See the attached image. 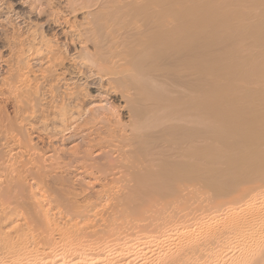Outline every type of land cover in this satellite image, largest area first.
<instances>
[{
    "label": "bare ground",
    "instance_id": "obj_1",
    "mask_svg": "<svg viewBox=\"0 0 264 264\" xmlns=\"http://www.w3.org/2000/svg\"><path fill=\"white\" fill-rule=\"evenodd\" d=\"M89 1L70 0L67 8L53 0L7 2L0 264H25L24 255L51 241L48 248L55 249L57 223L37 191L51 181L53 200L72 208L79 198L95 217L102 202H113L111 217L124 224L104 233L86 219L92 214L80 218L87 214L80 201L76 230L58 225L64 243L76 244L69 239L74 233L83 241L111 231L105 239H123L112 244L110 238L104 247L106 235L101 244L91 237L101 247L91 245L96 254L86 248L88 254L74 258L35 257V264H264V0ZM25 6L28 12L17 10ZM43 13L53 26L32 20ZM81 64L102 71L113 98L77 81ZM38 124L48 148L30 137ZM72 130L79 145L52 141ZM73 166L85 174L97 170L105 186L90 194L86 181L75 178L78 186L87 184L82 192H63L57 181L68 180ZM155 201L158 215H148ZM130 236L137 242L123 241Z\"/></svg>",
    "mask_w": 264,
    "mask_h": 264
},
{
    "label": "rangeland",
    "instance_id": "obj_2",
    "mask_svg": "<svg viewBox=\"0 0 264 264\" xmlns=\"http://www.w3.org/2000/svg\"><path fill=\"white\" fill-rule=\"evenodd\" d=\"M10 0H0V55H4V54H7V47H6V44L4 43V40L3 39H5V36H4V34H3V31H8V30H10V28H11V26L9 25H6L8 22L5 20L4 21V17H5V15H6V12H7V10H8V8H9V6H8V3L7 2H9ZM54 1V4H59V5H61V6H63V4L66 2V3H71L70 2V0H68L69 2H67V0H53ZM73 1V0H72ZM95 0H93V1H89V3H90V5L91 4H93V3H95L94 2ZM17 2H19V0H17ZM58 2V3H57ZM93 2V3H92ZM4 3V4H3ZM61 3V4H60ZM63 3V4H62ZM65 3V5L64 6H66L67 4ZM88 3V4H89ZM70 5V4H69ZM44 7V10H47V9H49V6H47V7H45L46 5H43ZM63 6V7H64ZM68 6V5H67ZM67 6H66V8H67ZM6 7V8H5ZM27 8L28 7H21V8H18L17 10L19 11V10H23L24 12H28V10H27ZM69 8V7H68ZM6 11V12H5ZM45 13H43V15L41 14L40 16H32L31 18H32V20H36L37 22L39 21V23H42V25L44 26V25H46V26H48V27H51V25L53 26L54 24H52V22H45L46 20H45V18L47 19L48 17H46L45 15H47V13L44 15ZM61 15V14H60ZM63 15V14H62ZM61 15V16H62ZM77 16L79 15V14H76ZM4 16V17H3ZM79 16H81V15H79ZM13 18V17H12ZM34 18V19H33ZM44 18V19H43ZM3 19V20H2ZM44 21V22H43ZM51 23V24H50ZM9 24V23H8ZM47 24H49V25H47ZM41 25V24H40ZM9 28V29H8ZM6 31V32H7ZM5 33V32H4ZM4 36V37H3ZM3 41V42H2ZM81 65H83V64H81ZM81 67V66H80ZM83 68H81V72H83V74L81 73V74H79L78 75V77L76 76V79L78 78L79 80H81V82H84L85 83V81H86V83L85 84H91V83H93L92 85L93 86H91V87H94V88H90L91 89V91L93 90V92L94 91H96V87H97V90H98V88H99V91L100 92H102V94H106V92H107V99L108 98H111L112 97V95L110 94V92L112 93L113 91L112 90H110V88H109V83L108 82H110L107 78H105L102 74L103 73H101L102 71H98V69L96 70L95 68H93L92 70H89L88 68H87V66L86 65H83L82 66ZM86 74V75H85ZM91 74V75H90ZM82 75V76H81ZM85 75V76H84ZM89 77H88V76ZM102 75V76H101ZM80 77V78H79ZM84 77L87 79H84ZM88 77V78H87ZM77 79V81H79ZM104 81H103V80ZM106 79V80H105ZM108 80V81H107ZM88 81H90L89 83H87ZM99 82H100V84H99ZM108 83V84H107ZM106 84V85H105ZM100 85V86H99ZM103 85V86H102ZM105 85V86H104ZM111 85V84H110ZM89 86V85H88ZM99 86V87H98ZM107 86H108V88H107ZM112 86V85H111ZM102 87V88H101ZM105 89H104V88ZM112 89V88H111ZM108 90V91H107ZM109 93V94H108ZM105 94H104V96H105ZM111 96V97H110ZM105 98H106V96H105ZM113 98V97H112ZM88 99V100H87ZM87 99H85L84 100V102H83V105H85V104H87V103H89V102H91V100H90V98H87ZM90 100V101H89ZM86 101H87V103H86ZM123 113H124V111H122ZM124 114H126V111H125V113ZM81 121L82 120H80V121H78V122H80L81 123ZM51 123V122H50ZM40 125H42V124H40ZM37 126L39 127V128H37ZM42 126H39V124L38 125H36L35 126V128H36V130L35 129H31L30 130V134H31V136L30 137H32V139L34 140V143L36 142V144L41 148V147H43V149H45V148H48V147H50L49 145L47 146V144H48V140H47V135H46V132H42L41 131V128ZM52 127V126H51ZM50 126H49V128H51ZM32 130H34V132H32ZM50 131H52V133H53V131H55L54 133H59V131H57L56 132V130H51V129H49ZM67 133V132H66ZM58 137H59V135H58ZM56 138V140L57 141H55V139L54 140H52L54 143L55 142H57L56 144H59V142H61V143H63L64 145H65V147L66 148H68V147H71L72 145H79V143H81L80 142V137H79V134H78V132H77V130L75 131V130H72V131H70L68 134H66L64 137H62V139H63V142L61 141L62 139H61V137H59V138ZM60 139V140H59ZM49 142H51L50 140H49ZM50 144V143H49ZM45 151V150H44ZM64 169L65 168H63V170L61 169V172H59L62 176H68V174L69 173H71V174H69L70 175V177H72L73 175V178H72V181H73V183H72V181H71V178H70V180H69V178H68V180H66V181H62V180H60L62 183L61 184H59V181H57L58 182V186L59 187H61L60 189H64V191L63 192H70L72 189H73V191H76V192H82L81 190L83 189V187L82 186H86L87 184L89 185H87L86 187H84V191L86 190V191H88L89 190V193L91 194V193H94L97 189H100L101 188V186L106 182L103 178H102V176H101V174H99V173H97V170H91V171H88L86 174H85V172L84 173H82V171H80L81 170V168L79 169V167L78 166H73V167H69V170L67 169V171H66V169H65V173H68V174H66V175H64V174H62V173H64L63 171H64ZM76 176V177H75ZM27 178H28V176H27ZM31 177H29L28 179H29V181H28V183L29 184H33L34 185V183L32 182L33 180H31L30 179ZM75 178H76V180L78 181V180H80V181H82V182H84V181H86V183L87 184H85L84 183V185H80V186H78L79 184H80V181L79 182H76L75 181ZM28 179H26V181L28 180ZM86 179V180H85ZM30 180H31V182H30ZM50 181V180H49ZM71 182V184H68V183H70ZM76 183H75V182ZM102 181H104V183L102 182ZM48 182V181H47ZM67 183V184H65V183ZM44 183V182H43ZM43 183H40L41 185V187H37V191L38 190H40L38 193L42 196L41 197V199L43 200V202H42V200H41V202L47 207V208H45V209H47V211H49V214H50V216L51 217H53L54 218V222H56L57 223V231H56V229L53 231V232H55L56 231V233H53V237H55V238H53V241L57 238V241L55 242L56 244H55V246H54V248L55 249H51L50 247L48 248V245H49V243L50 244H52L53 245V242L51 241V242H49L48 243V245H47V249H48V251H47V249H45L44 248V250H43V247L42 248H40L41 246H43V245H41V243H39L40 245V251L38 250V248H37V250L40 252H36L37 250H35V252L36 253H34V252H32V251H30L31 253H27L26 255H24L25 257H23L22 258V260H21V262L23 263L24 261H25V264L27 263L26 262V260L28 259V260H32L33 262L32 263H34V262H36V261H38L37 259H34L35 257L36 258H38V259H43V258H45V257H48V259L47 258H45V260L46 261H49V257H53L54 256V254L55 255H57V254H59V255H65V253H68V254H66V255H69V254H71V256H73V255H77L78 253V256L79 255H81V253H82V251L81 250H83V249H85L86 251H87V249L89 248V250L88 251H90L91 250V248H92V246L91 245H93V248L95 249V247L97 248V247H99V244H101L104 240L103 239H105V238H107L110 234L109 233H111V232H107V235L106 234H103V232H101V231H99V230H104V233L106 232V228H108V230L110 231V230H112L113 229V231H114V229L116 228V226H119L118 227V231H122L123 229L122 228H120V226H122V227H124V224L123 223H121V222H117V220L118 219H116V218H114V217H111V215H112V213L110 212V207L109 206H111V203H113V202H111L110 203V201L109 202H102V203H104V206L103 205H100L99 206V210L98 209H96L95 211H97L96 213H95V215L97 216V217H95V216H93L94 214V212L93 213H89V214H92V215H90L89 217H88V211L86 212V210L84 211L83 210V208L84 209H86V207H85V202H84V204H80L81 206V208L79 207V202L81 201H79V198L77 199V204H72L71 206H72V208L70 207V206H68V204L67 203H70V202H67V201H64L62 198H60V199H58L57 198V201H56V198H54L55 200H53L52 199V197L53 196H51L53 193L51 192V191H53L55 188L53 187L54 185V183L51 181V184L53 185V186H51V184L50 185H48L50 182H48L47 184H43ZM77 183H79L78 185H77ZM46 187V185L47 186H50V187H48V188H43L44 186ZM56 184V183H55ZM74 184V185H73ZM56 185V186H57ZM36 186H38V185H36ZM56 187V191H58L57 190V188H59V187ZM103 186H105V185H103ZM103 186H102V188H103ZM2 187V186H1ZM81 187V188H80ZM97 187V188H96ZM107 187H109V186H107ZM39 188V189H38ZM54 188V189H53ZM72 188V189H71ZM95 188V189H94ZM41 189H43V190H41ZM49 189H52V190H50L49 191ZM69 189V190H68ZM75 189V190H74ZM93 189V190H92ZM50 192H48V191ZM65 190H68V191H65ZM95 190V191H94ZM36 191V192H37ZM46 191V192H45ZM55 191V190H54ZM91 191V192H90ZM45 194H44V193ZM72 192V191H71ZM64 193V194H65ZM47 196V198H48V200H47V198H46V200H45V196ZM49 195L51 196V197H49ZM54 196H55V194H53ZM44 196V197H43ZM3 195H2V199H0L1 201H0V206H1V202H5V200L3 201ZM12 197V196H11ZM5 198V197H4ZM44 198V199H43ZM62 199V200H61ZM81 199V198H80ZM52 200V201H51ZM82 200H84V199H82ZM47 201H48V203H47ZM72 202V201H71ZM73 202H74V200H73ZM82 201L80 202V203H83ZM76 203V202H75ZM149 203V202H148ZM156 203L158 204V203H161V202H159V201H155V204H154V202L153 203H151L152 205H153V207H151V210H150V208L148 209V210H150L151 211V214H150V211L148 212L149 214L148 215H152V214H157V212H158V208H155V206H156ZM47 204V205H46ZM114 204V203H113ZM112 204V205H113ZM150 204V203H149ZM150 204V205H151ZM77 205H78V207H77ZM136 205V204H135ZM155 205V206H154ZM75 206L77 207V209H75ZM102 206H103V208H102ZM131 206H133L132 204H131ZM167 206L169 207L170 206V208H173V209H176V207H174V206H171V204H168L167 203ZM12 207V206H11ZM78 208H80V211H81V209L83 210V212H85V213H87V214H84L83 213V216L81 217L80 216V218H82L83 219V217H84V219H83V221L85 220V218L86 217H88V218H86V219H90V221H89V223L90 222H92L94 225H95V227L96 228H98L99 230H97V231H99L98 233H102L103 234V236L104 235H106V237H102V234H99V235H96V233L94 232V234H95V236L96 237H94V235L92 236V235H89L88 234V236H86V238L84 237V235H83V237L85 238V240L83 241V240H80L81 239V237H82V235H81V233H80V236H79V234H77V233H74V236L73 237H70L69 239H73L74 241L73 242H71L70 240V244H73L75 241V243L77 244V243H79L77 240H80L81 242H82V244L80 243V245L79 244H77V245H79V246H76V244H74V245H69L68 246V243L67 242H65L64 243V239L62 238V237H65V235H63V236H60L59 235V230L58 229H60V227L61 228H64V230H67L68 229V226L67 225H70V227L71 228H73L74 230H76L75 228H76V226L77 225H73V224H75V220L78 222L79 221V217H77V215L76 214H78V216H79V213H81V212H79V213H77V211H79L78 210ZM100 208L101 209H103V212H102V210H100ZM109 210H108V209ZM134 208V207H133ZM49 209H51V210H49ZM105 209V210H104ZM107 210V213L105 212ZM101 212V213H98V212ZM112 211V210H111ZM106 214H105V213ZM108 212H110V214H108ZM101 214V215H99L98 216V214ZM103 213L105 214V215H103ZM145 213H147V212H145ZM84 215H86V217L84 216ZM103 215V217H101ZM110 215V216H109ZM147 214H145V216H146ZM158 215V214H157ZM113 216V215H112ZM50 217V218H51ZM91 217V218H90ZM93 217H95V218H93ZM3 218L4 217H1V215H0V223H2L3 222ZM145 217H143V219H144ZM149 218V217H148ZM147 217L144 219V220H146V221H148L147 219H148ZM153 218V217H152ZM15 220H16V222H19V223H21L22 224V221H21V218L20 217H16V218H14ZM52 219V218H51ZM78 219V220H77ZM82 219L80 220L81 222H82ZM151 219V218H150ZM129 220V219H128ZM143 220V221H144ZM2 221V222H1ZM130 221V220H129ZM142 221V222H143ZM146 221H145V223H146ZM74 222V223H73ZM76 222V223H77ZM117 222V223H116ZM24 223V222H23ZM126 223V222H125ZM142 224H144V222L142 223ZM60 227H59V226ZM73 227H72V226ZM140 225H141V223H140ZM65 227H67V229H65ZM78 227V226H77ZM79 227H81V226H79ZM109 227L110 228H112V229H109ZM127 227H129V226H127ZM119 228H120V230H119ZM78 229H80V231L82 232V229L81 228H78ZM122 229V230H121ZM130 229V228H129ZM129 229H128V231H129ZM63 230V229H62ZM68 230H70L71 231V229L69 228ZM132 230V229H131ZM130 230V231H131ZM61 231V230H60ZM79 231V230H78ZM79 231V232H80ZM96 231V232H97ZM116 231H117V229H116ZM124 231H127L125 228H124ZM135 231V230H134ZM134 231H133V233H134ZM73 232V231H72ZM136 232V231H135ZM97 233V234H98ZM129 233V232H128ZM132 232H130V235L131 234H133ZM57 234L59 235V239H58V237H56L57 236ZM73 234V233H72ZM76 234H77V236H76ZM135 234V233H134ZM133 234V236H137L138 235V233H136L135 235ZM101 235V236H100ZM128 235V234H127ZM97 236L98 237H100V238H97ZM121 236V235H120ZM120 236H118V238H116V237H111L110 236V238H112L111 240H110V238H109V240L112 242V244H114V241H113V238H115L116 239V241H118L119 243H120V241L119 240H121V239H123V237L121 238ZM122 236H125V234L124 235H122ZM133 236H130V239L131 240H126L127 239V237L128 236H125L126 237V239H125V237H124V239L125 240H123V241H130V243H134V242H137L135 239H134V237ZM75 237H77V238H79V239H77L76 238V240H75ZM91 237H93V238H96V239H102V241L101 242H98L99 244H98V246H95V244L97 245V240H96V243H95V241L94 242H92L93 241V238H91ZM102 237V238H101ZM120 237V238H119ZM135 240V241H133V239ZM137 237H140L139 235L137 236ZM137 237H135V238H137ZM63 240H62V239ZM83 238V239H84ZM88 238H89V240H88ZM129 238V237H128ZM61 239V240H60ZM92 241H91V240ZM108 239V238H107ZM107 239H105V242H103V244H102V246H104V247H106V245L108 244V242H109V240H107ZM119 239V240H118ZM88 240V241H87ZM66 241H68V239H66ZM68 241V242H69ZM90 241V242H89ZM98 241H100V240H98ZM107 241V242H106ZM115 241V242H116ZM132 241V242H131ZM41 242H44V241H41ZM58 242V243H57ZM111 242H109V244L107 245V246H109L110 244H111ZM117 242V243H118ZM119 243L117 244V246L116 247H118V246H120L119 245ZM43 244V243H42ZM45 244H47V243H45ZM45 244H44V246H45ZM111 244V245H112ZM121 244H122V242H121ZM49 246H51V245H49ZM67 246H68V248H67ZM95 246V247H94ZM103 247V248H104ZM32 250L34 251V248H36V247H33L32 246ZM53 248V247H52ZM87 248V249H86ZM93 248H92V250H93ZM103 248H102V250H103ZM99 249H101V247L99 248ZM98 248L96 249V250H99ZM49 250L51 251L50 253H49ZM52 250H53V253H52ZM85 250H83V252H84V254H88V252H86L85 253ZM90 251V253L89 254H92L93 252L95 253V251L96 250H94V251ZM101 250V251H102ZM41 251H42V253H41ZM44 251V252H43ZM45 251H47V252H45ZM55 251V252H54ZM78 251H81V253L80 252H78ZM100 251V252H101ZM64 252V253H63ZM92 252V253H91ZM99 252V251H98ZM93 253V254H94ZM73 254V255H72ZM83 254V253H82ZM92 254V255H93ZM96 254V253H95ZM39 255V257H37V256ZM78 256H73L72 258H74V257H78ZM58 257H60V256H58ZM6 259H9L8 257H6ZM11 259H9V260H5V261H7V262H9ZM27 260V261H28ZM35 260V261H34ZM44 260V261H45ZM50 260H53V259H50ZM12 262H14L13 261V259L11 260ZM10 261V262H11ZM43 261V262H44ZM46 261L44 262V263H46ZM30 261H28V263H29ZM27 263V264H28ZM31 262H30V264H32ZM9 264V263H8ZM15 264V263H14ZM16 264H18L17 262H16ZM35 264V263H34ZM43 264V263H42Z\"/></svg>",
    "mask_w": 264,
    "mask_h": 264
}]
</instances>
